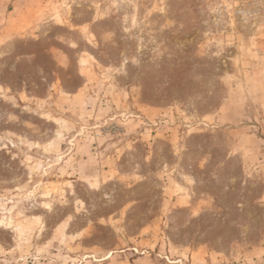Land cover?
<instances>
[{"label": "rangeland", "instance_id": "rangeland-1", "mask_svg": "<svg viewBox=\"0 0 264 264\" xmlns=\"http://www.w3.org/2000/svg\"><path fill=\"white\" fill-rule=\"evenodd\" d=\"M0 264H264V0H0Z\"/></svg>", "mask_w": 264, "mask_h": 264}]
</instances>
